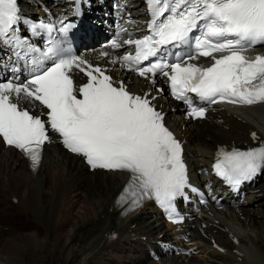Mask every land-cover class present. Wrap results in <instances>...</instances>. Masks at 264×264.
Wrapping results in <instances>:
<instances>
[{
    "label": "snow or ice",
    "instance_id": "snow-or-ice-1",
    "mask_svg": "<svg viewBox=\"0 0 264 264\" xmlns=\"http://www.w3.org/2000/svg\"><path fill=\"white\" fill-rule=\"evenodd\" d=\"M147 3L150 34L125 41L135 45V54H126L113 63H122L141 77L154 78L158 73L166 77L171 95L188 105V115L193 118H204L206 109L195 106L189 93L211 103H217V97L239 105L264 102V55L248 59L243 54L247 46L264 43V0ZM22 20L18 0H0V43L20 49L27 45V52L40 53L31 61L33 74L26 82H0L3 142L19 149L36 167L50 129L59 135L65 148L83 156L92 169L129 174L120 201H128L135 208L144 199H155L168 218L178 222L174 201L189 186L183 148L165 127L163 115L148 95H134L122 82L114 86L112 78L99 67L69 55L61 41L49 40L50 46L41 53L18 34ZM60 24L59 33L67 37L72 25L63 21ZM37 29L51 33L54 25H30L33 34H38ZM198 29L201 35L194 38L195 56L185 61L177 57L174 63L163 57L162 48L188 44ZM111 46L120 47L115 40ZM158 54L160 59L141 66ZM197 57H211L214 62L208 67L187 62ZM46 61L51 64L45 66ZM74 68L86 74L88 79L83 85L74 83L70 75ZM21 102L40 109L46 119L21 107ZM262 167L264 146L247 151L221 149L214 165L216 173L234 186L250 179Z\"/></svg>",
    "mask_w": 264,
    "mask_h": 264
},
{
    "label": "bare ground",
    "instance_id": "bare-ground-1",
    "mask_svg": "<svg viewBox=\"0 0 264 264\" xmlns=\"http://www.w3.org/2000/svg\"><path fill=\"white\" fill-rule=\"evenodd\" d=\"M140 89L138 86L135 91ZM162 107L165 109L166 105ZM259 113L264 118V109ZM166 116L169 125L175 129L176 124L173 120L169 121L168 112ZM230 120L236 122L234 118ZM184 124L185 130L177 131V134L182 141H187L188 135V151L192 153L189 163L195 169L203 167L205 159L218 143L242 146L243 139L249 140L247 137L253 128L247 122H236L239 129L236 133L221 129L224 133L213 132L210 136L200 137L192 135V122L181 120L178 127ZM223 125L229 127L228 124ZM194 139L206 145L195 148ZM188 151L186 149L187 154ZM10 157L5 155L1 162H6ZM11 167L23 173L14 184L19 190L13 192V197H19L23 212L27 209L34 211L33 216L28 211L26 214H30L34 220L41 219L40 224L45 229L43 238L35 237V245L47 246L51 239L55 240L54 247H57L63 231H67L68 235L59 251L62 264H75V261L76 264H155L148 261L140 236L146 235L151 241L157 238L156 233L163 232L165 240L171 236L162 221L153 217L152 209L147 204L132 211L130 202L120 201L127 186L126 172H91L80 158L68 154L58 145L45 149L36 173H30L27 162L19 157L13 160ZM5 169L10 170V166ZM260 182L251 196L253 202L263 205L264 178ZM233 211L234 215L218 211L212 218L200 221L201 225L205 223L203 233H207L208 238L200 231L199 237L193 239L197 240L201 250L197 248L196 255L189 260L175 257L171 264H264V207L261 215L247 208ZM259 217L261 220H258ZM234 236L238 237L237 241ZM212 237L226 248L225 253L212 247ZM70 257L73 262L69 260Z\"/></svg>",
    "mask_w": 264,
    "mask_h": 264
},
{
    "label": "rangeland",
    "instance_id": "rangeland-1",
    "mask_svg": "<svg viewBox=\"0 0 264 264\" xmlns=\"http://www.w3.org/2000/svg\"><path fill=\"white\" fill-rule=\"evenodd\" d=\"M17 173H19V176H17V179H19V177H21L23 173L19 170H17ZM13 187L14 186H12L11 188L13 189ZM96 187L97 186H95V188ZM15 197L18 198V202H19V197L18 196ZM5 198L10 199V197L7 196H5ZM18 208L16 209L19 212L20 208L22 209V207L20 206V208L19 209ZM27 211L32 216L34 215V211H32L31 209H27ZM27 211L24 212L26 217H32L30 216V214L29 216L28 214H26ZM30 220L32 221L33 226L30 225ZM30 220H28V222L24 225L26 226V229L22 230L21 233H13V234L9 233L8 235H6V234H2V231H0V264H3V262H5L4 264H62L63 263L61 261L62 257L59 255V251L61 244L68 235L67 231L66 230L63 231L61 240L57 247H54L55 240L52 241L51 239L49 240L50 243L47 244V246H43V245L36 246L34 243L35 237L38 235L39 237L37 236L36 238H43L45 229L43 230L40 224L41 219L34 220L32 218ZM44 221L45 223H47V220ZM27 226H31L32 228ZM24 233H29V234L25 236L23 235ZM21 242L22 244L18 246V244ZM69 260L72 261V257H70ZM68 264H74V263L68 262Z\"/></svg>",
    "mask_w": 264,
    "mask_h": 264
}]
</instances>
